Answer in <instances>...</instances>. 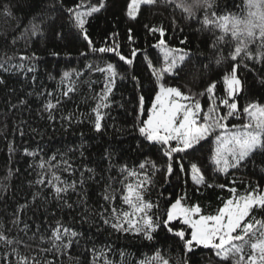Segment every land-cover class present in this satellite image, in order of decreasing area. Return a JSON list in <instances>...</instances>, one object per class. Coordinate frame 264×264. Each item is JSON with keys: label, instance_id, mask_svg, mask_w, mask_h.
<instances>
[{"label": "snow or ice", "instance_id": "obj_1", "mask_svg": "<svg viewBox=\"0 0 264 264\" xmlns=\"http://www.w3.org/2000/svg\"><path fill=\"white\" fill-rule=\"evenodd\" d=\"M161 2L172 9V25L177 24L175 13L179 11L182 19L195 20L200 25L199 30L213 35L210 47L215 59L210 63L223 66V71L219 81L206 83L198 93L190 89L185 92L168 84L169 78L179 77L183 65L191 58V50L172 48L167 39L168 30L162 25H145L147 31L156 36L152 47L159 50L157 57H150L146 50L135 47L125 55L115 39L119 35L116 32L111 34L110 44L105 42L103 46H95L88 25L90 18L106 9L108 0H77L71 6H66L64 0H51L47 4L44 0H32L30 6L37 11L24 27L21 37L41 36L44 26H51L59 18L51 14L56 12L67 17L69 26L87 49L80 52V56L87 58L89 54H100L102 58L104 54H111L117 58L116 63L103 61V66L91 62L84 65L89 73L102 75V87L92 98L95 103L84 117L95 133L105 131L118 82L130 80L133 83L136 102L129 113L131 127L137 137L136 147L145 151V156L134 166L114 164L111 163L112 153L105 150L104 159L109 161L110 174L100 194L103 203L99 204L97 215L101 224L110 230L109 235L117 234L118 238L123 236L130 242L139 241L152 250L151 255L143 256L134 264H174L172 257L164 251L170 240L179 245L182 253L175 264H187L188 255L196 250H208L216 264H264V184L257 181L253 186L249 183L241 193L235 186L213 182L219 176H234L236 171L249 165L259 164L264 173V100L247 99V80L241 76V70L252 72L264 86V0H244L239 15L227 10V5L221 8L218 0H130L125 14L129 20L136 21L144 7H156ZM2 10L5 15H12L11 6L4 5ZM127 32L128 41L134 43L132 29ZM57 35L63 38L62 33ZM11 43L15 45L17 38ZM181 43L187 44V41ZM141 53L152 85L150 98L144 94L140 76L128 71ZM14 58L17 57H7V61ZM38 59L34 52L20 54L19 63L7 67V61L0 63V71L34 73L36 68L31 62ZM25 61L29 63L25 64ZM83 75V71L70 68L61 74L59 96L47 90L37 93L45 97L43 111L48 113V120L56 119L54 113L62 104L61 97L70 100ZM32 80L35 82L36 77ZM5 83V79L0 78V85ZM94 83L92 81L89 87ZM218 84L222 85V94L218 93ZM242 97L247 103L240 102ZM202 98L206 99V105ZM74 118V113L61 117L69 125ZM84 119L75 118V122L82 124ZM20 135H24L23 131ZM8 147L10 153L16 151L12 144ZM75 151L70 148L67 152L57 150L48 155L42 149H23L25 156L37 161L29 165L37 170L34 183L47 188L58 204L69 209L73 204L68 202V194L83 189L86 181L95 179L96 175L94 168L77 167L72 162L69 153ZM153 151L156 159L150 157ZM79 155L85 158L82 148ZM158 174L162 176V184L170 183L172 177L186 178L184 183L190 180L197 192L219 188L226 189L229 196L219 197V205L209 213H205L199 203H187L186 192L174 200L168 199L162 209V192L156 200L151 199ZM261 179L264 180V175ZM231 183L234 185L235 179ZM36 198L37 195H33V201ZM28 206L27 203L20 205L13 213L11 223L26 236L31 232L29 240L32 243L11 235V229L0 222V247L8 250L6 255L0 256V264H63L61 257H69L75 264H124L123 251L119 252L120 261H114L110 258L111 243L98 248L90 238L91 247L85 249L83 260L79 254L73 257V250L79 247L85 234L57 218L55 212L51 213V219L44 217L42 224L36 225L33 231V226L21 218ZM21 245L34 254H24ZM49 255L53 258L49 259Z\"/></svg>", "mask_w": 264, "mask_h": 264}, {"label": "trees", "instance_id": "obj_2", "mask_svg": "<svg viewBox=\"0 0 264 264\" xmlns=\"http://www.w3.org/2000/svg\"><path fill=\"white\" fill-rule=\"evenodd\" d=\"M50 2L51 0H44L45 4ZM74 2L77 0H64L66 6H71ZM128 2L130 0H108L106 9L95 14L94 18H90L88 30L95 46H103L105 42L110 44L113 39L111 34L116 32L119 35L115 39L121 44V50L125 55L135 47L146 50L150 57H157L159 50L152 47L156 43V36L149 33L145 25H162L168 30L167 39L171 47L191 50V58L183 65L179 77L168 79L169 85L178 86L185 92L190 89L193 93H198L203 90L206 83L220 80L223 66L218 67L210 63L215 59V53L210 47L213 39L211 33L199 30L200 25L195 20L182 19L179 11L175 13L177 24L172 25V9L165 7L162 2L156 7H144L136 21L129 20L125 14ZM218 2L221 8L227 5V10L238 15L244 4V0H218ZM31 3L32 0H0V63H5L7 57H17L7 61L5 63L7 67L19 63L20 54L31 55L33 52L39 57L38 60L31 62L36 68L34 73L0 71V78L6 81L4 85H0V222L11 229V235L17 236L26 243H32L29 240L31 232L26 236L11 223L14 218L13 213L20 205L27 203L29 206L21 214V218L33 226V231L36 225L42 224L44 217L48 216L51 219V213L55 212L57 218H62L85 234L79 247L73 250V257L79 254V258L83 260L85 249L91 247L90 238L98 248L102 244L111 243L113 252L110 258L114 261H120L119 252L123 251L124 264H134V261H138L143 256L151 255L152 250L144 247L139 241L130 242L123 236L118 238L117 234L109 235L110 230L101 224L97 215L99 204L103 203L100 194L110 174L109 161L104 159L105 150L112 153L111 163L114 164L127 163L129 166H134L145 156V151L136 147L137 137L131 127L132 116L129 113L132 112L136 102L133 83L130 80L118 82L112 97L113 105L105 121V131L103 134L95 133L84 117L95 103L92 98L102 87V75L89 73L84 65L91 62L103 66V61L116 63L117 58L112 57L111 54H104L102 58L100 54H89L87 58L80 56V52L87 51L82 40L76 37L75 30L67 22V17L51 12V9H49L51 14L59 17L54 24L45 25L41 36L30 39L27 36L21 37L24 27L37 11L35 7L30 6ZM4 5L11 6V16L4 14L2 10ZM129 28L132 29L134 43H130L127 39ZM57 33H62L63 38ZM13 38H17L15 45L11 43ZM182 40H186L187 44H182ZM53 52L59 55H52ZM205 64L209 67H203ZM70 68L81 70L84 75L80 77L77 91L72 94L70 100L61 97L62 104L54 113L56 119L50 121L47 118L48 113L43 111L45 97L38 96L37 93L47 90L59 96L61 74ZM128 71L140 76L144 84V94L150 98L152 85L149 82V72L143 63V53L138 55L134 66ZM33 76L36 77L35 82L32 80ZM50 76L54 79H50ZM241 76L247 80V99L264 100V86L259 84L256 75L241 70ZM92 81L95 83L89 87ZM218 93L222 94L221 84H218ZM247 99L242 97L240 102L247 103ZM21 100H25L26 103L21 104ZM202 103L206 105V99L202 98ZM121 104L124 107H120ZM69 113H74L75 118L84 119V123L78 124L74 118L69 125L67 121L61 119ZM20 131H23V136L20 135ZM9 144L16 149L15 152L10 153ZM24 148L42 149L43 153L48 155L57 150L67 152L70 148L76 149L77 151L69 153L72 162L77 167L86 165L96 170L95 179L87 180L83 189L78 188L77 193L68 194L67 200L73 204L72 209L58 204L47 188L34 183L37 179V170L30 168L29 165H34L37 161L33 157L25 156ZM81 148L84 151L83 159L79 155ZM150 157L156 159L155 151ZM206 175L210 173L206 172ZM262 175L264 173H261L259 164L249 165L236 171L234 176H219L213 182L224 183L228 187L235 186L242 193L249 183L253 186L257 181L264 184ZM65 178H68L67 174ZM155 179L157 186L153 190L151 199L156 200L162 192L163 197L160 199L162 209L168 199L174 200L186 192L189 198L187 203H199L205 213H209L219 205V197L229 196L226 189L219 188L202 189L197 192L190 180L187 184L184 183L186 178L177 180L172 177L167 184H162V176L159 174ZM233 179L236 181L234 185L231 183ZM33 195H37L35 201L32 199ZM81 200L84 202L81 203ZM20 247L24 254H34L23 245ZM7 251L0 247V256L6 255ZM164 251L172 257L174 264L182 255L179 245L171 240ZM48 258L53 257L49 255ZM60 259L63 264H75V261L69 257ZM187 264H216V262L208 250H196L188 255Z\"/></svg>", "mask_w": 264, "mask_h": 264}, {"label": "rangeland", "instance_id": "obj_3", "mask_svg": "<svg viewBox=\"0 0 264 264\" xmlns=\"http://www.w3.org/2000/svg\"><path fill=\"white\" fill-rule=\"evenodd\" d=\"M172 48H174V47H172Z\"/></svg>", "mask_w": 264, "mask_h": 264}]
</instances>
